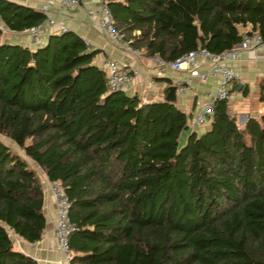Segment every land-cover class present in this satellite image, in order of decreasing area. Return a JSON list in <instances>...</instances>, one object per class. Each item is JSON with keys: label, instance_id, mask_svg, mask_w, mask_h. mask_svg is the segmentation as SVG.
Masks as SVG:
<instances>
[{"label": "trees", "instance_id": "16d2710c", "mask_svg": "<svg viewBox=\"0 0 264 264\" xmlns=\"http://www.w3.org/2000/svg\"><path fill=\"white\" fill-rule=\"evenodd\" d=\"M101 1L124 41L163 61L222 52L246 25L264 41V0ZM43 19L0 0V137L23 155L0 139V264H36L12 243L44 229L34 166L69 200V264H264V112L238 126L216 101L179 144L183 110L108 91L74 31L31 48L1 40ZM255 95L264 103V76Z\"/></svg>", "mask_w": 264, "mask_h": 264}, {"label": "crops", "instance_id": "0c3cea01", "mask_svg": "<svg viewBox=\"0 0 264 264\" xmlns=\"http://www.w3.org/2000/svg\"><path fill=\"white\" fill-rule=\"evenodd\" d=\"M18 3L39 9L43 0H15ZM79 8L65 9L53 2L50 15L55 20L52 27L54 32L59 26H64L68 30L77 33L83 40L90 43L91 50H96L92 62L98 64L105 58L120 59L122 64L128 68L139 70L144 76L154 77L155 83L149 88H144L141 79L137 78L135 83L129 86L125 92L128 95L142 94L147 101L162 100L164 98V88L185 76L182 71H175L169 68H158L150 59L145 56H133L123 51L117 44L108 39L98 27V10L100 0H79ZM94 13V15H93ZM250 29L246 25L241 29V33ZM46 39V35H44ZM1 40L10 43H18L28 47L31 44L27 32H10L5 30ZM238 79L234 81L230 88L228 102L236 117V123L241 126L248 115H256L264 112V103L256 100L257 80L264 76V50L248 51L241 54L237 60L231 63ZM159 69H161L159 71ZM207 69L206 62L201 65V70ZM160 72V74L158 73ZM214 80L208 77L204 83H198L192 79L189 89L183 93L174 92V104L179 109L187 113L191 110L193 101L201 99L206 91L213 90ZM239 86V87H238ZM245 92V93H244ZM191 128V127H190ZM197 129L193 127L192 129ZM191 129V130H192ZM194 129V130H195ZM197 131V130H196ZM37 170V167L34 166ZM38 175L43 184L42 209L45 217V225L40 239L29 243L16 236L12 237L13 247L30 256L36 264H66L62 260L61 254L55 249L53 227H54V202L48 190V180L43 172L38 171Z\"/></svg>", "mask_w": 264, "mask_h": 264}, {"label": "built area", "instance_id": "2783aa9c", "mask_svg": "<svg viewBox=\"0 0 264 264\" xmlns=\"http://www.w3.org/2000/svg\"><path fill=\"white\" fill-rule=\"evenodd\" d=\"M53 2L65 9H76L80 6L79 0H43L39 6V10L44 15L43 21L25 30L34 47L44 45L45 37L43 36L53 32L52 27L55 25V20L49 13ZM95 15L98 16L99 29L108 39L133 56H145L143 49L132 48L127 41L122 39V35L114 29L113 18L109 9L101 0ZM65 30H67L66 27L59 26L54 32L60 33ZM83 41L85 46L90 47L88 41ZM261 50H264V41L255 30H247L241 33L239 42L219 53L198 47L171 61H163L156 55L145 57L155 63L158 68L166 67L185 73L183 78L175 82L174 92L183 93L188 90L192 79L198 83H204L208 77L214 80V89L206 91L201 99H195L191 110L185 113L188 127L202 128L212 118L214 103L220 100H228L229 88L238 79L231 63L235 62L245 52ZM203 62L207 64L205 71L201 70ZM97 66L105 74L108 91L126 92L137 78L141 79L144 88H149L155 83L154 77L144 76L139 70L128 68L117 58L102 59ZM158 73L160 74V72ZM135 96L142 102H146L142 94H135ZM47 186L54 202L53 236L55 249L61 254L62 260L69 264L72 253L68 246V236L75 228L68 216L69 200L59 182L48 181Z\"/></svg>", "mask_w": 264, "mask_h": 264}, {"label": "rangeland", "instance_id": "374dc122", "mask_svg": "<svg viewBox=\"0 0 264 264\" xmlns=\"http://www.w3.org/2000/svg\"><path fill=\"white\" fill-rule=\"evenodd\" d=\"M229 97H230V94H229ZM203 127H205V126H203ZM203 127L202 128H197V129H195V130H197V131H199V130H201V129H203ZM192 128H190V127H188L187 129H185V130H183L181 133H180V135H179V144H182L184 141H185V138H186V136H187V134L190 132V130H191ZM0 139L1 140H3L5 143H7L8 145H10V147L12 148V150L13 151H16L18 154H20V155H22V151L21 150H19L18 148H16L9 140H7V139H5V138H3V137H0ZM23 156V155H22ZM29 161V160H28ZM29 163L31 164V165H33V163L31 162V161H29ZM34 166V165H33ZM39 170L37 169V172H38Z\"/></svg>", "mask_w": 264, "mask_h": 264}, {"label": "water", "instance_id": "95a60500", "mask_svg": "<svg viewBox=\"0 0 264 264\" xmlns=\"http://www.w3.org/2000/svg\"><path fill=\"white\" fill-rule=\"evenodd\" d=\"M163 100L164 101H169V102H173L174 101V86L173 85H169L168 86L167 92L164 95Z\"/></svg>", "mask_w": 264, "mask_h": 264}]
</instances>
